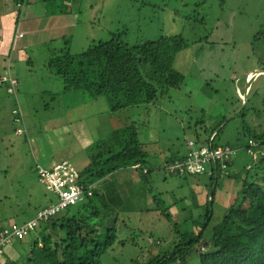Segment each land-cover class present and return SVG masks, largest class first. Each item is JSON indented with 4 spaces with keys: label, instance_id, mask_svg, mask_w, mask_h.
I'll return each instance as SVG.
<instances>
[{
    "label": "rangeland",
    "instance_id": "374dc122",
    "mask_svg": "<svg viewBox=\"0 0 264 264\" xmlns=\"http://www.w3.org/2000/svg\"><path fill=\"white\" fill-rule=\"evenodd\" d=\"M62 4L78 15L72 36L65 41L41 45L37 43L38 36L30 38L27 33V28L35 26L21 21L19 32L25 34L24 41L29 39L34 46L18 52V58L14 54L10 58V74L18 80L16 101L25 117L28 137L14 135L17 125L11 109L16 102L0 86V226L28 221L36 211L55 200V195L37 181L34 162L44 166L53 159H68L77 171L81 170L83 165L78 163L89 162L92 142L107 134L108 113L110 128L114 123L121 125L117 119L127 125L133 123L137 140L142 142L141 137L146 139L151 134L174 138L176 133L162 129V125L168 127L167 121H171L168 111L183 110L180 108L187 106L186 120L199 123L198 133L206 125L216 126L225 118L223 135L218 142L222 145L230 143L235 136L234 128L240 127L238 117L228 120L244 106L245 97L250 109L259 111L258 115L248 113L247 124L257 133L264 131L261 106L264 71H259L254 64L249 45L252 33L261 22L257 18L259 0H74ZM14 22L11 17L1 26L0 37L5 41L12 36ZM113 35L129 46L153 41L159 36L183 38L186 47L175 55L172 63L173 69L182 74L183 82L178 89L170 91V102L159 99L155 104L145 103L111 114L105 96L90 99L78 92L63 93L61 80L43 66L49 52L55 53L60 47L78 54L92 43L106 41ZM25 55H29L30 63ZM160 105L162 109L157 108ZM62 122L65 124L61 125ZM190 135L184 133L179 137ZM239 156L232 169L218 174L215 182L206 174L163 178L153 173L151 178L155 180L149 191L159 195V209L152 207L149 211L139 199L133 214L117 210L116 240L100 257V263L145 264L157 252L170 253L175 246L183 244L182 240L197 237L208 209L210 221L188 255L191 264H198L199 247L209 242L211 228L237 201L245 176L249 179L257 174V181L264 186V170L260 169L263 164L248 172L245 170L250 162L248 157L244 151ZM78 159L81 160L77 163ZM235 171L241 172L242 177H230ZM106 182L113 184L112 180ZM141 193L137 189L135 196ZM210 198L212 207H207ZM15 245L4 248L0 262L12 264L18 253L24 252Z\"/></svg>",
    "mask_w": 264,
    "mask_h": 264
},
{
    "label": "trees",
    "instance_id": "16d2710c",
    "mask_svg": "<svg viewBox=\"0 0 264 264\" xmlns=\"http://www.w3.org/2000/svg\"><path fill=\"white\" fill-rule=\"evenodd\" d=\"M25 1L21 0L22 8ZM257 18L261 22L250 37V55L258 70L264 71V0H259ZM185 47L179 35L159 36L131 46L113 35L106 41L92 43L78 54L60 48L50 53L43 66L61 80L63 93L78 92L90 99L105 96L113 113L145 103L154 104L159 99L169 100L170 91L178 89L183 82L182 74L173 69L172 63ZM237 102L241 103L239 99ZM247 103L245 99L244 106L228 120L238 117L240 127L234 128L232 141L222 145L235 148L243 146L244 140L250 138L264 151V131L255 132L246 121L249 112L258 115L259 111L250 109ZM224 119L222 117L210 132L214 133L210 141L212 147L219 145ZM119 123L118 128L93 143L89 162L78 172L81 185H93L132 164L144 166L145 153L137 140L134 124ZM205 142L209 143L208 138ZM259 164H263L260 169L264 170V156L254 168ZM211 168L210 180L215 182L218 167ZM249 179L246 175L237 201L211 228L209 242L199 247L198 264H264V186L257 181L255 173ZM105 204L96 191H92L82 202L38 223L27 232L25 242V238L17 241L15 246L24 252L18 253L12 264H101L100 257L116 240L118 219L114 207ZM206 206L212 207V198ZM210 218L211 211L206 209L197 237L182 240L183 244L175 246L170 253L157 252L145 264H191L188 261L190 248L201 239ZM207 246L210 247L206 251Z\"/></svg>",
    "mask_w": 264,
    "mask_h": 264
},
{
    "label": "crops",
    "instance_id": "0c3cea01",
    "mask_svg": "<svg viewBox=\"0 0 264 264\" xmlns=\"http://www.w3.org/2000/svg\"><path fill=\"white\" fill-rule=\"evenodd\" d=\"M63 2L70 3V2H74V0H26L24 7L21 9L16 8L15 6L16 0H0V31L2 30L1 26L5 25V23L11 17L15 19L14 30H13V33L10 39L8 41H5L4 38L0 37V75H2L6 71H8V73L10 74L9 64L11 60L10 58L13 54L15 57L18 58L19 57L18 52L20 53L21 50L24 51V50H27L29 47L34 46L31 40L26 39L24 41L23 38L25 34L22 32H19V24L21 21L24 22L26 25L33 24V26H35L32 29L27 28V33L30 38H36L38 36L37 43L41 45L42 44L49 45L51 43H56L57 41H61V40L65 41L67 37L72 36V33H73L72 28H75L74 27L75 25L73 23L75 21L77 22L78 15L76 14L74 10H72L71 7H62ZM30 7L32 11L29 9ZM13 11H14V14H13ZM50 53L51 52H49V56L45 57L44 64L48 61V58L50 57ZM26 56L27 55H25V57ZM28 56L26 57L27 58L26 60H27V63H30ZM14 61L16 62V59ZM10 76L16 79V77H14L13 75L10 74ZM16 81H17V85L15 87V93L13 95L9 94L14 98L13 99L14 103L16 102V106L15 105L12 106L11 111L14 109L19 110V107L16 101L18 80L16 79ZM243 100H245V97ZM162 102L163 103L170 102V99L169 100L164 99ZM157 108L162 109L163 107L162 105H160V107H157ZM180 109H183V110H179V108H177L176 109L177 111L173 109L171 110V112L168 111L171 121H167L168 127H165L166 126L165 124L162 125V129L168 128L169 130L171 131L173 130L176 133L174 138L165 139L155 134H151L150 136L146 137V139L145 138L143 139L142 137L140 138L142 141L140 142L142 146V150L145 153L144 166H141L138 163L132 164L128 168L114 172L113 174L108 175L102 180L93 184V191H96L98 198L100 200L105 201L106 203L105 206L109 207L110 205L114 207L115 211L118 210L121 212L123 211V213L133 214L134 211L132 209H137L139 205L138 201L140 199L143 202L144 207H146V209H148L149 211L153 210V209H150L152 207H156L159 209V206H158L160 204V202H158L159 195L158 196L156 194L153 195V193L149 191L151 188L152 182L155 180L154 178L153 179L151 178L153 173H156L162 176L163 178H165L166 176H185V174L181 175L177 173H172V174L166 173L163 170V167L166 164H171L175 160L183 159L187 153V150L189 149L188 147L189 142H193L194 145L196 146H206L207 145V143L205 142L206 139L208 138V141H209L210 137L213 138L214 136V133L211 134L210 132L215 126L206 125L205 129L203 128L200 131V133H198L199 123L197 121L193 123L191 121L189 123L186 120L187 113H188L187 106H182V108ZM19 116H20L19 118L22 120L21 128L23 132L20 135H16L14 132V130L16 129L15 127L13 129V133L15 136L24 135L26 138L29 136L30 133L27 131V126H26L25 119H24L25 117L22 112L20 113V110H19ZM62 116H63V119L67 121V118L64 117V115ZM107 116H108L107 118L105 117V122L107 126V134H109V132L112 129H116L119 126L118 124L115 125L114 123V126L110 128V125H111L110 117L111 116L109 115V113ZM116 121L119 123L118 119ZM64 124L65 122L61 123V125H64ZM104 130L105 128H103V131ZM184 133H192L193 136L190 135L189 138H184L182 136V138H180L179 136L183 135ZM96 141L98 140H95L92 142V146H93V143H95ZM147 144L150 145L151 148L147 147L146 146ZM218 146L222 147V146H228V145H218ZM242 147L243 146L235 147V148H238L239 150H237V152L232 156L231 160L229 161L228 168L232 169L235 163L234 160L238 159V157H240L239 156L240 152L243 151L242 149H240ZM64 160L70 162V160L68 159H63L59 161H56L53 159L52 161L48 163V165H44V164L43 165L45 166V168H49L53 166L54 164L59 163ZM79 160L81 159H78L77 163L79 162ZM35 163L36 162H34V164ZM78 165L79 166L83 165L81 168L83 169V167H85L86 164L84 163L82 164L79 162ZM133 165H136L137 167L132 168ZM213 168H216V166L215 167L213 166ZM253 168L254 167H252V169ZM211 170L212 168L209 167L208 171L204 173L206 174V176L209 177V180H210V175L212 173ZM217 170L216 171L218 172V174L222 172L219 169ZM247 171L249 172L250 170H247ZM186 176H196V175H186ZM230 177L238 179L242 177V174L239 171H235L232 173ZM111 180L113 184H111V182H106V181H111ZM137 189L139 193L141 192L142 193L140 195L138 194L135 196ZM131 202H133L134 205ZM212 203H213V199H212ZM102 222L104 223V220ZM10 223L8 222L4 224L3 226H0V230ZM14 243L16 244L17 242H14ZM13 244L9 246H13ZM4 253L5 251L3 249V254ZM2 255H0V257Z\"/></svg>",
    "mask_w": 264,
    "mask_h": 264
},
{
    "label": "built area",
    "instance_id": "2783aa9c",
    "mask_svg": "<svg viewBox=\"0 0 264 264\" xmlns=\"http://www.w3.org/2000/svg\"><path fill=\"white\" fill-rule=\"evenodd\" d=\"M16 8L21 9V0H16ZM20 36V35H19ZM5 85L8 94L15 93L17 85L16 79L10 76L8 71L0 76V85ZM11 113L15 116L14 122L17 127L14 130L16 135H20L23 130L22 120L19 118V110L14 109ZM212 137L206 146H196L193 142L188 143L189 149L181 160H175L171 164H166L163 170L166 173H177L185 175H202L208 171L209 167H218L220 171H226L232 156L239 150L229 146H211ZM244 151L249 159V163L245 165L246 170H250L263 156L264 151L258 144L250 139L244 140V145L240 148ZM133 165L132 168H136ZM34 171L37 181L44 188L55 195L56 200L42 207L34 217L22 224L10 223L0 230V255L6 246L22 240L27 232L33 229L38 223L45 222L59 212H63L68 207L82 202L86 197H90L93 191V185L83 186L78 182V171L69 161H61L49 168L42 167L38 163L34 164Z\"/></svg>",
    "mask_w": 264,
    "mask_h": 264
}]
</instances>
